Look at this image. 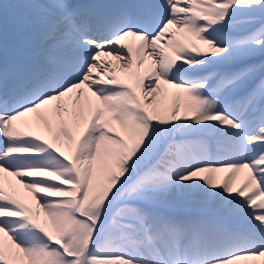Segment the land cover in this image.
<instances>
[{
    "label": "snow or ice",
    "instance_id": "obj_1",
    "mask_svg": "<svg viewBox=\"0 0 264 264\" xmlns=\"http://www.w3.org/2000/svg\"><path fill=\"white\" fill-rule=\"evenodd\" d=\"M264 0L0 3V264H264Z\"/></svg>",
    "mask_w": 264,
    "mask_h": 264
},
{
    "label": "rangeland",
    "instance_id": "obj_2",
    "mask_svg": "<svg viewBox=\"0 0 264 264\" xmlns=\"http://www.w3.org/2000/svg\"><path fill=\"white\" fill-rule=\"evenodd\" d=\"M18 2V0H0V3H4V4H10V3H15ZM259 59H264V58H257Z\"/></svg>",
    "mask_w": 264,
    "mask_h": 264
}]
</instances>
